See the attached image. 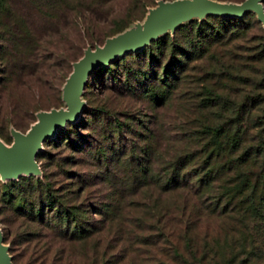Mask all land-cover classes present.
Wrapping results in <instances>:
<instances>
[{
	"label": "rangeland",
	"instance_id": "1",
	"mask_svg": "<svg viewBox=\"0 0 264 264\" xmlns=\"http://www.w3.org/2000/svg\"><path fill=\"white\" fill-rule=\"evenodd\" d=\"M141 1L142 5H135L130 0H112L97 14L99 19L90 38L82 28L81 34L83 32L85 36L80 41L70 34L66 44L72 47L67 51L71 61L59 65V70L53 69L48 77L49 92L41 97L42 107L26 128L0 120V153L11 149L14 137L27 134L42 115L65 109L73 68L86 53L101 50L110 40L138 34L165 6L180 0ZM202 1L236 10L247 0ZM254 2L244 11L247 14L243 20L242 13L232 16L236 18L233 21L219 23L207 17L226 16L209 11L178 15L170 26L161 29L145 45L167 39L161 53L154 50L155 61L129 53L105 63V67H112L110 64L116 60L119 63L117 69L122 64L131 67L139 76L134 74L129 84L122 82L124 85L115 86L107 81L106 73L99 77L98 66L91 70H95L93 74H87L77 97L83 106L74 120L66 122L39 143L33 158L35 170L12 176L0 175V246L9 264H188L191 262L189 248L201 255L203 245L213 243L214 238L222 241V235L215 233L223 220L214 217L194 220L188 227L190 241L180 232L172 233L170 238L164 236L168 225L159 227L166 224L167 219L155 215L156 211L151 208L156 194L149 192L150 186L137 184L144 179L136 164L142 159L145 165L142 166L152 172L154 164L147 162L153 160L157 143L169 144V127L180 130L182 140L187 135L183 131H196L206 122L218 124L230 119L237 114L238 106L242 109L245 104L251 124L259 123L255 116L260 115V107L264 106V51H261L264 46V0ZM194 20L205 21L203 25L207 28L210 24L218 25L215 41L200 55L197 51L193 53L194 46L180 27ZM170 38L176 39L188 54L177 53L176 58L183 64L178 73L180 79L176 83L170 79L175 88L167 100L159 104L144 95V78L140 73L152 71L153 76L154 72L160 76L162 66L170 61ZM170 68L179 69L178 66ZM106 81L108 85H105ZM203 87L220 95L222 100L214 106H206ZM114 121L121 124L120 130L113 126ZM161 129L168 131L161 134ZM255 130V127L251 129L250 134ZM101 151L108 157L106 163L100 162ZM23 176H46L54 196H60L68 211H75L71 218L89 221L88 236L69 244L61 237L59 227L62 223L54 219V213L46 212L37 220L16 209V200L8 198L4 194L6 190L21 196L27 203L37 204L38 200L36 195L21 193L29 185ZM133 177L137 182L132 183ZM163 202H168L166 197ZM135 221L140 223L134 225ZM174 244L179 247L176 255L172 252ZM242 257L243 254H239L230 264H238ZM260 263L264 264V259Z\"/></svg>",
	"mask_w": 264,
	"mask_h": 264
},
{
	"label": "trees",
	"instance_id": "2",
	"mask_svg": "<svg viewBox=\"0 0 264 264\" xmlns=\"http://www.w3.org/2000/svg\"><path fill=\"white\" fill-rule=\"evenodd\" d=\"M111 1L0 0V120L26 128L35 112L42 107L41 97L49 92L51 84L48 77L53 69L59 70V65L71 61L67 51L72 47L66 44L70 34L73 33V37L80 41L85 36L83 32L81 34L82 28L90 38L99 19L97 14ZM130 1L131 4L142 5L141 0ZM246 14L242 13L241 20ZM207 19L219 23L236 18L208 16ZM203 22L194 20L180 26L194 46L193 53L197 51L198 55L205 52L218 35V25L210 24L207 28ZM166 40H154L135 52L124 53V56L134 53L155 61L154 50L161 53ZM169 44L170 61L162 66L160 76L155 72L153 76L152 71L140 73L145 79L142 80L144 95L159 104L167 100L175 88L174 83L180 79L178 73L183 64L176 58L177 53L188 54L176 39L170 38ZM261 51H264V46ZM118 64L113 60L112 67L98 66V76L106 73L107 81L115 86L129 84L134 74L139 76L124 64L117 69ZM172 66L179 69L174 71L170 68ZM93 72L95 70L89 75ZM107 81L105 85H108ZM203 89L206 106H214L222 100L217 93L206 87ZM238 109L236 115L223 122H206L200 125L199 130L183 131L187 135L182 140L180 130L169 127V144L162 146L157 143L153 160L147 162L154 164L152 172L150 168H144L142 159L136 164L144 179L137 184L150 186L149 192L156 194L151 208L156 211L155 215L167 219L166 224L159 227L168 225L164 236L180 232L190 241L188 227L194 220L222 218L215 233L216 236L222 235V241L214 238L213 243H206L202 246L201 255L187 246L191 257L188 264H230L239 254L243 257L238 264H261L264 259V106L260 107V115L255 116L258 124H251V118L246 116L249 114L247 104L242 109L238 106ZM113 126L117 130L121 128L118 121H114ZM254 127V134H250ZM166 130L161 129V134ZM142 153L146 152L142 150ZM99 154L100 162L106 163L105 151ZM148 174L149 181L146 180ZM24 178L29 185L21 193L36 195L37 204L27 203L21 196L6 190L4 194L16 200V209L37 220L46 212L54 213V219L62 223L59 227L61 237L69 244L88 236L89 221L71 218L75 211H68L60 196H54L46 176ZM132 179V183L137 182V178ZM163 197L168 202L162 203ZM139 223L135 221L134 225ZM172 252L178 254V245H173Z\"/></svg>",
	"mask_w": 264,
	"mask_h": 264
},
{
	"label": "water",
	"instance_id": "3",
	"mask_svg": "<svg viewBox=\"0 0 264 264\" xmlns=\"http://www.w3.org/2000/svg\"><path fill=\"white\" fill-rule=\"evenodd\" d=\"M253 4H255L254 0H247L241 7L233 10L213 6L202 0L175 1L165 6L138 34L110 40L102 46L101 50L86 53L73 68V74L67 85L65 109L53 110L42 115L39 125L32 132L14 137V144L11 149L6 153H0V175L12 176L23 171L29 173L36 168L33 158L38 149V144L53 135L66 122L77 117L83 106L77 97L84 85L85 77L92 69L108 63L115 56L141 49L161 29L170 26L178 15L189 11H209L212 14L223 16H238ZM0 264H9L8 257L1 246Z\"/></svg>",
	"mask_w": 264,
	"mask_h": 264
},
{
	"label": "bare ground",
	"instance_id": "4",
	"mask_svg": "<svg viewBox=\"0 0 264 264\" xmlns=\"http://www.w3.org/2000/svg\"><path fill=\"white\" fill-rule=\"evenodd\" d=\"M40 121H41V119H40L39 122L36 124V126H35V127L33 126L34 128L32 127V129H31L27 134H29L30 132H32V131H33V130L39 125ZM51 136H52V135H51ZM51 136H49V137H51ZM49 137H48V138H49ZM38 147H39V144H38ZM34 170H35V169H34Z\"/></svg>",
	"mask_w": 264,
	"mask_h": 264
}]
</instances>
